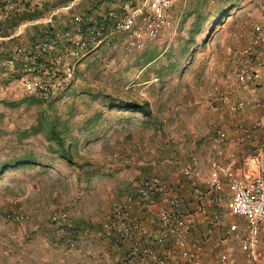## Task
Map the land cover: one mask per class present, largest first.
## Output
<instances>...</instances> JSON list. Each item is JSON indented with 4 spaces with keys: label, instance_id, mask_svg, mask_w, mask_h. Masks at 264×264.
I'll return each instance as SVG.
<instances>
[{
    "label": "rangeland",
    "instance_id": "rangeland-1",
    "mask_svg": "<svg viewBox=\"0 0 264 264\" xmlns=\"http://www.w3.org/2000/svg\"><path fill=\"white\" fill-rule=\"evenodd\" d=\"M64 1L39 0L27 12L21 6L20 13L40 18L23 22L36 24L22 27L19 38L0 40V61L29 32L36 36L50 24L75 28L73 16L104 17L126 0H100L93 7L78 0L68 11L62 10ZM173 16L174 26L140 50L128 52L121 33L109 36L79 60L74 79L50 101L24 93L16 75L0 67V264H69L79 224L100 226L114 202L158 174V161L221 126L209 121L220 116L207 106L208 98L223 87L253 26L264 25V0H178ZM11 19L7 15L0 30ZM226 57L228 74L213 86L212 69ZM49 120L57 121L71 161L47 138L43 127ZM21 157L33 161L6 164ZM58 210L68 214L74 248L51 221ZM12 212L27 219L6 220Z\"/></svg>",
    "mask_w": 264,
    "mask_h": 264
},
{
    "label": "built area",
    "instance_id": "built-area-1",
    "mask_svg": "<svg viewBox=\"0 0 264 264\" xmlns=\"http://www.w3.org/2000/svg\"><path fill=\"white\" fill-rule=\"evenodd\" d=\"M15 1L28 9L39 2L0 0V22L7 18V9ZM77 1L68 3L62 10L68 11ZM177 1L127 0L120 11L109 10L104 17L85 19L75 15V28H42L34 39L18 43L12 53L0 61V67L16 75L24 93L50 101L74 79L79 60L109 36L125 35V49L133 52L169 31L174 26L173 9ZM56 13L45 22L51 23ZM32 22L21 24L10 38H19L27 26L36 24ZM7 38L0 36V40ZM263 76L264 25L255 24L249 40L238 50V62L223 87L213 90V99L208 98L207 106L213 110L226 106L234 112L259 108L262 103L258 99L234 97L233 86L236 83L246 89ZM260 126V121L240 124L231 136L220 125L212 127L213 156L209 160V171L202 174L195 165L179 168V180L190 187L191 200L186 202L164 179L152 176L141 181L124 201L114 202L100 225L103 240L106 239L110 247L123 248V253L111 264H264V125L253 152L242 160L252 173L245 176L221 159L233 160L235 154L227 148L229 142L240 144L249 140L253 130ZM134 198L146 208L160 200L167 203L158 211L155 228L145 226L133 214ZM188 202L193 203L195 210H186ZM194 213L204 214L202 222L192 223ZM5 218L21 223L27 216L12 212ZM51 221L58 226L66 245L74 248L77 240L67 231V212H53Z\"/></svg>",
    "mask_w": 264,
    "mask_h": 264
},
{
    "label": "crops",
    "instance_id": "crops-1",
    "mask_svg": "<svg viewBox=\"0 0 264 264\" xmlns=\"http://www.w3.org/2000/svg\"><path fill=\"white\" fill-rule=\"evenodd\" d=\"M22 5L19 4L18 1L13 2L12 6L9 8V14H12V18L15 16V12L19 13L20 7ZM12 8H15V10ZM17 15V14H16ZM10 17V16H9ZM38 19V18H37ZM6 20V19H5ZM4 20V21H5ZM35 20V19H32ZM4 21L2 23L4 24ZM8 24V23H7ZM20 26V25H19ZM18 26V27H19ZM50 26H52L50 24ZM1 28V27H0ZM4 28V27H3ZM44 28V27H42ZM41 28V29H42ZM9 27H5L3 30H0V36L2 38H7L9 36H4L5 33L8 31ZM16 30V29H15ZM3 31V32H2ZM41 31V30H40ZM31 34V35H30ZM34 34V35H33ZM29 32V38L33 39L36 33ZM38 35V34H37ZM36 35V36H37ZM20 40V39H18ZM230 58L226 57L225 59L221 60L216 66L213 67L212 73L210 74L211 79V85H215L216 83H219L222 81L223 75H227V71L230 68L229 67V60ZM226 62V64H225ZM234 81H231L233 83ZM235 91L233 92V96L236 98H244L246 100H254L258 99L261 101V106L256 109H250L247 108L242 111H232L226 106H219L217 109V113H215L216 116H220L217 118V120L213 119V113L211 114V120L209 118V121H216L214 123L221 124L223 128H225L228 132V135H232L237 131V128L240 124L244 125H252L255 121H260L262 123V126L255 128L252 132V135L249 140H245L240 144H235L232 142H229L227 145V148L235 154V157L233 160H229L226 157L221 158L224 161H227L229 164H231L234 168L241 171L243 175L247 176L248 174L252 173L250 170L247 169V167L243 164V159L245 156L250 155L253 152V149L255 148L257 142L259 141L261 134L263 132V125H264V76L261 77L257 82L254 84H251L248 88L242 89L237 85L234 84ZM202 112V111H201ZM208 118L206 119V121ZM213 124V123H212ZM198 127H202L203 130L207 127V124L205 123H199L197 124ZM210 131V130H209ZM211 132V131H210ZM202 135L198 137L197 143L194 145H191V147H186L185 149H180L178 153L175 155H171L170 157L165 156L162 160L158 161L159 165L157 166L158 174H155L159 178L164 179L172 189H174V192H180V194L183 195L185 198V201L191 200V189L188 187V185H184L183 182L179 180V168L181 166H189V165H195L196 168H198L202 174H206L209 169V160L211 156H213V151H211L210 143L212 134L205 136L202 139ZM207 138V139H206ZM175 157V159H174ZM179 157V159H177ZM178 160V161H177ZM176 166L174 167V165ZM157 171V170H156ZM170 180V181H168ZM134 190L130 191L132 194ZM129 193V194H130ZM134 196V194H133ZM186 206V210L193 211L194 206L188 202ZM167 206V203L164 200H160L158 203H156L154 206L146 208L141 206L139 202L136 201V199H133L132 203V212L133 214L147 227L155 228L158 224V211ZM211 211V208L208 207V212ZM204 214L202 213H194V217L192 216V223L196 224L197 222L200 223L203 220ZM79 231L74 234L79 240V245L76 248V250L71 253L73 255L70 256L67 263L69 264H111L110 262H113L115 258L119 257L123 253L122 247H116L113 248L110 247L109 244L103 240L100 239V231L98 229H101L100 226L92 228L91 225L87 223H81L79 224ZM82 229V230H81ZM78 244V241H77ZM97 258V259H96ZM96 259V260H95ZM107 259V260H106Z\"/></svg>",
    "mask_w": 264,
    "mask_h": 264
},
{
    "label": "trees",
    "instance_id": "trees-1",
    "mask_svg": "<svg viewBox=\"0 0 264 264\" xmlns=\"http://www.w3.org/2000/svg\"><path fill=\"white\" fill-rule=\"evenodd\" d=\"M70 1H72V0H65L63 3H65V5H66ZM85 1H88L90 3V5H92V7H93V6L98 5L100 0H85ZM34 8H36V7H34ZM24 9L26 10V12L30 11V9H28L26 7H24ZM25 14L26 13H20V12L17 13V12H15V16L11 19L10 23L8 22V26H7V27H9L8 31H6V32L2 31L3 33H5L4 36L11 35L19 25L23 24V22H25L27 20L40 18V15H38V14H34V15H25ZM85 14L86 13H84L81 16H83V18H84L86 16ZM87 18H89V16ZM85 19H86V17H85ZM35 37L36 36H34V38ZM28 39H30V38H28ZM43 101L46 102L45 100H43ZM136 108H138L141 111L145 110L144 106H141V105H137ZM43 130L46 132L47 138H49L50 141H54L57 144L58 152L60 153L62 158L64 160H67L68 162L71 161L70 153H69V151L67 150V147H66L67 140H65L64 137L61 135V133L59 131V128H58L57 121L49 120L48 123L45 125V127H43ZM18 161L32 162L33 158L32 157L16 158V159H13L11 161H8V163H6V164H13V163H16ZM1 167H2V165L0 164V168Z\"/></svg>",
    "mask_w": 264,
    "mask_h": 264
}]
</instances>
